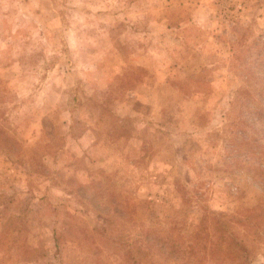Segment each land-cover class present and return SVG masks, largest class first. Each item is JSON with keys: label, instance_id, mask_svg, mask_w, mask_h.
<instances>
[{"label": "rangeland", "instance_id": "374dc122", "mask_svg": "<svg viewBox=\"0 0 264 264\" xmlns=\"http://www.w3.org/2000/svg\"><path fill=\"white\" fill-rule=\"evenodd\" d=\"M260 40L264 0H0V264H264Z\"/></svg>", "mask_w": 264, "mask_h": 264}, {"label": "trees", "instance_id": "16d2710c", "mask_svg": "<svg viewBox=\"0 0 264 264\" xmlns=\"http://www.w3.org/2000/svg\"><path fill=\"white\" fill-rule=\"evenodd\" d=\"M253 45V61H249L250 64H247L245 61L241 63V67H244V65L248 66V68L242 72V76L244 77V83L251 88V94L245 93V96H248L249 99L257 103V112L264 114V67L262 66L264 65V40L255 42ZM244 107V104H242L241 108ZM260 118L258 120L264 123V117ZM255 123H257L258 126V122ZM261 126V129L264 130V125Z\"/></svg>", "mask_w": 264, "mask_h": 264}]
</instances>
